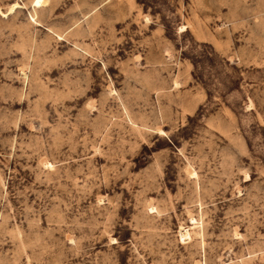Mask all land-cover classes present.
<instances>
[{"label": "rangeland", "instance_id": "rangeland-1", "mask_svg": "<svg viewBox=\"0 0 264 264\" xmlns=\"http://www.w3.org/2000/svg\"><path fill=\"white\" fill-rule=\"evenodd\" d=\"M41 1L0 0V264H264V0Z\"/></svg>", "mask_w": 264, "mask_h": 264}, {"label": "bare ground", "instance_id": "bare-ground-1", "mask_svg": "<svg viewBox=\"0 0 264 264\" xmlns=\"http://www.w3.org/2000/svg\"><path fill=\"white\" fill-rule=\"evenodd\" d=\"M41 2H42L41 0H35V6H39L41 4ZM16 6H17V4H14L12 7H16ZM12 7H11V9H12ZM11 11H13V10H11ZM186 236H188V232L187 231L181 233V238L182 239H184V237H186Z\"/></svg>", "mask_w": 264, "mask_h": 264}]
</instances>
